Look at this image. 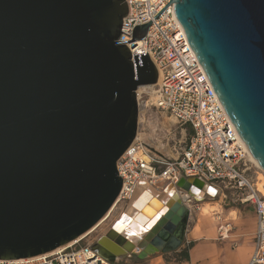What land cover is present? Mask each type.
<instances>
[{
    "label": "water",
    "instance_id": "95a60500",
    "mask_svg": "<svg viewBox=\"0 0 264 264\" xmlns=\"http://www.w3.org/2000/svg\"><path fill=\"white\" fill-rule=\"evenodd\" d=\"M169 3L264 171V0H170L133 28L131 40L142 39ZM127 9L125 0H0V260L76 240L116 203V162L138 129L137 89L157 82L147 52L132 57L117 41ZM191 185L182 177L169 189L199 200ZM163 203L135 243L121 234L120 216L92 247L110 261L177 250L189 216L182 201L141 210L148 216Z\"/></svg>",
    "mask_w": 264,
    "mask_h": 264
},
{
    "label": "built area",
    "instance_id": "2783aa9c",
    "mask_svg": "<svg viewBox=\"0 0 264 264\" xmlns=\"http://www.w3.org/2000/svg\"><path fill=\"white\" fill-rule=\"evenodd\" d=\"M125 1L128 9L117 41L124 42L132 57L147 52L157 70L153 104L188 129L190 138L175 149V157L168 158L150 150L137 131L116 162L122 179L117 204L131 201L141 182L160 192L162 186L173 187L182 177L230 189L241 202L250 203L256 215L247 264H264V194L247 174L248 155L242 140L195 58L173 4L153 19L142 39L131 40L133 28L150 21L170 0ZM176 192L189 211L194 197L178 188ZM83 239L33 257L0 260V264H116Z\"/></svg>",
    "mask_w": 264,
    "mask_h": 264
},
{
    "label": "rangeland",
    "instance_id": "374dc122",
    "mask_svg": "<svg viewBox=\"0 0 264 264\" xmlns=\"http://www.w3.org/2000/svg\"><path fill=\"white\" fill-rule=\"evenodd\" d=\"M146 87L147 86H143L137 89L139 91L137 96L139 101L137 129L139 138L142 140L145 137L149 138L154 142L156 147L161 146L159 148L163 149L161 152L164 156L168 158L175 157V149L178 150L180 145L182 146L187 142L190 138V132L184 126H180L176 123L171 115L160 110L153 104L155 86L152 85V89ZM149 148L152 151L154 149L153 147ZM246 162L249 167L247 174L252 181H258L259 177L264 180V171L252 161L250 157H247ZM148 186L155 189L152 185ZM163 187L166 186H162V188ZM168 188L169 187L165 188L161 193H166ZM163 194L161 196H164ZM202 196V200H196L194 198V203L191 204L186 226L187 232L185 234L183 248H180L182 251L190 249L192 251L201 244L210 243L218 249H222V252H220L214 260L207 258L205 261L201 259L192 261L191 259V261L187 260V263L186 260L182 258L181 254L177 255L175 252L165 254L161 252L154 253L157 256H161V260L165 264H234V259L232 261L223 249L235 252L237 248L239 250L247 247L250 252L255 230L253 206L250 203L241 202L236 192L223 187H216L215 195L211 196L205 194ZM176 198L181 200L179 195H177ZM204 203L214 205L218 208V212L215 214H203L200 208ZM125 207V203L112 206L102 220L83 235V241L95 243L94 239L97 240L99 236L108 230L111 224L118 219ZM203 252L202 249H196L193 255L197 256ZM113 262L116 264H148L149 259H142L136 254H132L131 256H125L121 259H114Z\"/></svg>",
    "mask_w": 264,
    "mask_h": 264
},
{
    "label": "bare ground",
    "instance_id": "6f19581e",
    "mask_svg": "<svg viewBox=\"0 0 264 264\" xmlns=\"http://www.w3.org/2000/svg\"><path fill=\"white\" fill-rule=\"evenodd\" d=\"M140 87H143V86H140ZM146 88L152 89V85H147ZM136 93L138 96L139 91L137 90ZM137 137L139 138V133H138ZM143 140H144L143 142L148 147H153L155 149V150L153 149V151L159 153L160 155H163V153L161 152L163 149L159 148L161 146L156 147L154 145V142H152L149 138L145 137V138H143ZM241 142H242L243 147L245 148V150L247 152L248 157H250L252 159V161H254L257 164V162L255 161V159L253 158L251 153L248 151V149L245 146V144L243 143V141H241ZM255 186L257 187V189L259 191H261L264 194V180H262L259 177L258 181L255 182ZM206 188H208V187H205L204 189H206ZM139 190L140 191L138 192L136 198L132 202L130 201L131 203H129L128 206L120 214L121 222H122L120 232H121V234L126 236L128 238V240H132L133 243H135L137 241V239H136L137 236L141 237V231L143 230V227H145V229H147V228L151 227L156 222L158 217L165 211L167 204L166 203L160 204V207L148 216L144 215V213L141 210V206L145 205V204L152 206L153 202L158 203L161 200L166 202L170 199H173L174 197H177V195H178L175 193L174 189H169V188L167 190H170V191L166 190V193L168 194V196H166L167 195L166 193H164V194L160 193V192L156 191L154 188H150V187H145L144 189H142V190L139 189ZM206 190H208L209 193L212 192L211 194L214 193L212 188L211 189L208 188ZM194 192H195V195L199 198V200L200 199L202 200L203 197H202V193L200 192V190L194 189ZM162 194L164 196H161ZM133 204H134V206H133ZM116 205H117V202L114 203L112 206H116ZM200 209H201V212L203 214H215L216 212H218V208H216L214 205H210L208 203L202 204ZM157 212H158V214H157ZM154 215H156V216L153 218ZM120 216L118 217V219L120 218ZM77 239H79V238H77ZM58 248H60V247H58Z\"/></svg>",
    "mask_w": 264,
    "mask_h": 264
},
{
    "label": "crops",
    "instance_id": "0c3cea01",
    "mask_svg": "<svg viewBox=\"0 0 264 264\" xmlns=\"http://www.w3.org/2000/svg\"><path fill=\"white\" fill-rule=\"evenodd\" d=\"M189 180L192 183V185H191L192 189H198V190H200V192L202 193V195L203 194L208 195L205 192V190L203 188V185L199 182L200 179H198V178H191ZM200 181H202V180H200ZM194 182H197L200 185H196V184H194ZM165 188H167V187H163L161 189V191L163 192L165 190ZM175 193L177 194L176 190H175ZM166 196H168V194ZM254 216H255V223H256L255 211H254ZM186 232H187V230L185 231V234H186ZM98 238H97V240H98ZM94 240H95V242L97 241L96 239H94ZM184 240H185V236H184V239H183V241H182V243L180 245L181 248H183ZM92 243H94V242H92ZM252 246H253V240H252V245L250 247V252L248 251V248L247 247H245L244 249H239V250L237 248V250L235 252L227 251L226 249H223V251L226 252L227 256L232 261L234 259V262H233L234 264H247L248 259H249L250 255H251V252H252ZM180 247L177 250L170 251V252H161V251H159V252H161L163 254H165V253H173V252L177 253V255L178 254L179 255L181 254L182 255V258H184L186 260V263H187V260H190L191 261V259H192V261L193 260L197 261L198 259H201L202 261H205V260H207V258H210V260H214L215 257L217 255H219L220 252H222V249H218L216 246H214V245H212L210 243L201 244L200 246H197L196 248H194L192 251H191V249L190 250H186V251H182V249ZM196 249L197 250L202 249L204 252L201 253V254H199V255H197V256H194L193 255V252ZM155 253H158V252H155ZM183 253H186V256L185 257L183 256ZM131 255L132 254L127 255V256H131ZM146 258L149 259V263L148 264H165L161 260V256H157L154 253L148 254L147 256L143 257L142 259H146ZM114 259L117 260V259H121V258H118V257L115 256Z\"/></svg>",
    "mask_w": 264,
    "mask_h": 264
},
{
    "label": "trees",
    "instance_id": "16d2710c",
    "mask_svg": "<svg viewBox=\"0 0 264 264\" xmlns=\"http://www.w3.org/2000/svg\"><path fill=\"white\" fill-rule=\"evenodd\" d=\"M183 256L185 257L186 256V253H183Z\"/></svg>",
    "mask_w": 264,
    "mask_h": 264
}]
</instances>
